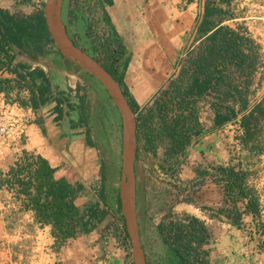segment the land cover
<instances>
[{
  "label": "trees",
  "instance_id": "1",
  "mask_svg": "<svg viewBox=\"0 0 264 264\" xmlns=\"http://www.w3.org/2000/svg\"><path fill=\"white\" fill-rule=\"evenodd\" d=\"M89 2L64 0L66 17L65 21L63 17L61 19L75 46L82 48L96 61L99 52L103 55L104 62H98L121 87L135 114L136 179L142 178L143 174L163 178L159 194L161 206L193 204L190 189L202 181L195 180L190 185H184L178 177L181 166L186 161L189 149L201 137L226 131L222 142L228 154L236 156L237 165L217 166L218 177L212 178L215 183L224 185V204L228 201L231 203L226 208L225 218L236 228L241 226L242 212L237 206L239 201L246 202L244 212L253 217L259 216L258 198L246 182L247 170L242 168L243 159L264 151V133L259 125L264 119V104L259 102L248 107L249 87L256 62L257 45L254 40L243 28L232 29L221 25L228 17L227 12L207 5L196 29V44L183 52L177 70L141 106L125 84L131 54L103 10L101 0H96V6L102 11L101 20L108 36L98 42L87 33L89 26L86 25L84 8ZM43 7L44 4H41L38 10L28 15L18 12L10 14L0 9V93L22 106L30 105L35 111L41 112L52 105V121L61 131V137L68 142L81 137L85 147L97 152L99 184L90 187L92 200L78 207L75 200L86 191L84 184L56 178V168L45 158L23 151L6 171H0V190L11 194L20 211L32 212L34 222L40 228L50 227L55 251L68 240L88 235L105 224L100 232L101 240L105 244L110 237L119 241L127 254L125 264H133L119 200L121 164L115 167L116 181L110 182L108 169L114 164L101 156L107 137L117 134L118 138L121 137L119 113L105 89L118 118L111 113L107 99L97 98L82 75L83 70L63 58L48 33ZM68 18L72 22H84V44L70 34ZM18 57H25L36 66L16 62ZM48 60L57 71L74 68L82 75L85 86L77 85L68 90L59 88L56 78L60 75L42 68ZM4 73L13 75V78L3 77ZM22 90H28V99L20 95ZM201 102L208 104L213 115L212 124L207 130L200 122ZM95 103L102 119L98 124L95 119L98 114L93 107ZM36 122L41 125V117ZM147 155L157 160L154 167L144 163ZM147 195L144 183L137 182V222L146 264H206L208 253L204 247L208 244L209 236L205 224L194 216L172 214L165 215L155 223L146 214ZM179 195L185 198L180 199ZM229 250V256H234L233 248ZM234 259L233 264L238 261ZM243 261L247 264L246 258ZM228 264H232L231 258Z\"/></svg>",
  "mask_w": 264,
  "mask_h": 264
},
{
  "label": "crops",
  "instance_id": "2",
  "mask_svg": "<svg viewBox=\"0 0 264 264\" xmlns=\"http://www.w3.org/2000/svg\"><path fill=\"white\" fill-rule=\"evenodd\" d=\"M236 1L101 0V3L124 44L126 45L127 42L131 46L130 50H133L128 68L131 61H135L137 64L146 65L147 69L157 70L162 61H166L172 71H176L177 63L183 52L196 44V29L202 21L205 7L207 5L215 6L226 11L228 17L221 25L229 26L236 20L231 12ZM0 9L10 14L18 12L28 15L33 13L25 12L24 9L21 12L15 0H0ZM229 27L236 29L234 25ZM131 38H133V42L129 40ZM139 50H144L143 61L139 60L141 58ZM161 53H164V58ZM18 61L31 63L25 57H18L16 62ZM31 65L36 66L34 63ZM174 67L176 70H173ZM42 68L45 70L44 66ZM2 76L13 78V75L7 73ZM40 113V111H36V119L41 117L42 124L39 125L35 122L28 128V139L23 151L45 158L52 167L56 168V178H65L71 183H83L86 191L75 200L78 207H83L92 200L93 196L90 193L91 180L84 177L86 173L83 174L82 171L86 170V162H91L94 159L91 158L90 152L85 151L88 147H85L82 139L75 138L70 142L63 139L61 131L57 130L53 124V116L47 117ZM212 117L207 127H204L205 130L210 128ZM225 133L226 131H220L201 137L189 149L186 161L181 166L179 173H184V168L190 169L192 175L189 180H192L195 173L191 167L193 162L199 161L198 158L201 156L214 160L216 164L217 161H223L220 166H228L229 154L222 142ZM88 150L95 152L91 148ZM251 157L259 159L253 166L254 170L264 167V155ZM13 163L0 165V171H6ZM84 165L85 169H81ZM178 177L180 178L181 174H178ZM211 181L215 183L212 179ZM245 205V201L237 203L242 212V222L239 228L233 226L221 215L220 217L211 215L212 218H205L200 211L201 207L194 203L175 204L165 215L194 216L205 224L209 236L208 244L204 247L208 253L205 257L206 264H228L231 257L228 251L233 246L240 248L242 259L246 258L247 262L252 260L255 261V264H264V249L262 247L264 246V218H262L263 232H261L258 216L253 217L250 213L244 212ZM211 212L216 213L214 210ZM104 225L101 224L88 235L68 240L59 250L55 251L50 227L40 228L34 222L32 212L20 211L19 205L13 201L11 194L0 190V264H67V262L69 264H125L127 256L122 258L121 248L117 247L118 244L114 243V246L111 247L109 240L106 244L101 240L100 232Z\"/></svg>",
  "mask_w": 264,
  "mask_h": 264
},
{
  "label": "rangeland",
  "instance_id": "3",
  "mask_svg": "<svg viewBox=\"0 0 264 264\" xmlns=\"http://www.w3.org/2000/svg\"><path fill=\"white\" fill-rule=\"evenodd\" d=\"M40 1V0H39ZM46 1V0H45ZM16 4L19 7V10L23 12L22 9L26 10L25 12H35L38 10V2L36 0H15ZM64 2V1H63ZM64 3H62L63 5ZM85 16L87 18L86 25L89 26L88 34H90V38H96L98 42H102L104 39L108 36V31L106 29V26L104 25L103 21L101 20L102 11L99 7L96 6V0H90L89 5H86L85 8ZM232 15L233 18L236 20L233 23H230L229 26H233L235 28H243L246 30V33L249 34V36L254 40L255 44L257 45L255 49V55H256V62H255V71L252 75V82L249 87V93H248V107H252L253 105H257L259 102H262L264 104V0H237L233 7H232ZM61 17H63L65 21L66 13H65V5L62 7ZM68 27L70 34L74 36L76 40H78L81 44H84L83 42V36L86 33V30H84V22H72L68 18ZM133 42V38L129 39ZM131 44V43H130ZM126 48L128 52L132 55L131 46L126 42ZM178 51V50H176ZM140 53V59L143 61V54L144 50H139ZM164 53H161L163 55ZM98 61L100 63L104 62L103 55L99 52L97 54ZM164 58V55H163ZM165 62V64H164ZM162 61L160 68L157 70H150L146 68V65L144 64H137L135 61H131L128 71H127V78L125 79V84L128 87L129 92L132 94V96L136 99L139 105H143L146 103L151 96L156 92L157 89H159L161 86H163L170 76V74H173L175 71H172L170 68L168 62ZM165 65H166V71H165ZM45 69L56 71L60 76L59 78H56V84H58L59 88H63L68 90V88L74 89L77 85L78 86H85L86 82L90 84V88L94 91L97 98H105L107 99L110 111L111 113L118 118L117 111L115 107L110 102L108 95L100 82L94 78L93 76L87 74L84 71H81L82 75L86 79V82L84 81L82 75L76 71L74 68H69L66 71H57V68L54 67L51 61H46L44 65ZM176 67L173 68V70ZM176 70V69H175ZM165 73V74H164ZM162 78V79H161ZM83 92V91H82ZM98 92V93H97ZM96 103L93 105L95 112L98 114L95 119L96 123H101L102 119L99 116L100 109L99 107L95 106ZM52 105L46 107L43 111H41L40 114L47 115V117H51L52 114L50 113L52 110ZM264 108V105H263ZM212 113L209 109V106L205 102L200 103V120L204 127H207L208 122L211 120ZM54 124V123H53ZM260 129L262 128V133H264V119L261 121ZM65 126L67 127V121L65 123ZM99 126V125H98ZM96 128V127H95ZM81 139V137H78V139ZM75 139V138H74ZM104 145L106 147L105 150L103 149V152L101 150V156L103 159L106 160H112V163L114 166L109 167L108 169V178L110 182H115L117 178L116 173V165L121 164V137L118 138V134L112 137H107ZM81 148V146H80ZM86 152L91 153V158L94 159L91 162H86V170H83L82 173H86L84 177L89 179L92 186H97L99 184V176H98V167L96 165L97 162V152L95 151H89L88 148L85 149ZM88 154V153H87ZM162 151H159V156H161ZM261 155H264V151L260 153ZM199 161L195 160L193 162V165L191 167L193 173H195V177L192 180H189V177L192 175V172L190 169L184 168V173L181 174V181L184 185H190L191 183L195 182V180L202 181L200 184H195L190 189V196L194 200V204H197L201 207V212L204 214L203 216L205 218H212L211 215H217L218 217L223 216L225 217L226 208H229L228 205H231V203H228L225 205L223 202L224 198V185L222 183H213L211 179L213 177H218L216 166H220L223 161H217V164L214 163L215 161L212 159H209L208 157L201 156L198 158ZM249 157L242 160V164L244 166V169L247 170V179H248V186L253 189L256 197L258 198L259 202V210L260 215L258 216L260 225V230L263 232V223L262 218H264V167L254 170L253 166L257 164L259 159ZM144 163H146V166H153L157 162V160L150 158L148 155L144 157ZM220 162V163H219ZM228 165H237V158L234 155H229ZM95 164V166H94ZM214 164H216L214 166ZM89 167V168H88ZM85 169V165L81 168ZM81 171V170H80ZM204 174V175H201ZM138 183H144V188L146 192L148 193L146 199V214L152 219L153 222L158 223L167 213V211L170 210V207H164L161 206V203L159 201V194H160V188L162 186L161 182H163V178L158 175H152L151 177H148L146 174H143L142 178L138 177L136 179V184ZM115 185V184H114ZM119 186V182H118ZM174 198V196L172 197ZM180 199L185 198L184 195H179ZM145 199V201H146ZM186 204V203H185ZM185 210V209H184ZM211 210H214L216 213H212ZM262 212V213H261ZM184 216V215H182ZM202 216V215H201ZM260 216H262L260 218ZM242 222V221H241ZM110 246L113 247L114 243L118 244L117 247L121 248L122 258H125L127 254H125L124 248L122 244L114 240L112 237L109 239ZM264 245V243H263ZM264 249V246H262ZM235 255L231 256V263L233 264V259L238 260L235 264H244L241 251H239L240 248L233 246L232 247ZM54 249V248H53ZM109 251V249H107ZM230 253V250L228 251V254ZM13 262V261H12ZM67 262V261H66ZM67 264H69L67 262ZM247 264H255V261L250 260L247 262Z\"/></svg>",
  "mask_w": 264,
  "mask_h": 264
},
{
  "label": "water",
  "instance_id": "4",
  "mask_svg": "<svg viewBox=\"0 0 264 264\" xmlns=\"http://www.w3.org/2000/svg\"><path fill=\"white\" fill-rule=\"evenodd\" d=\"M64 0H46L43 16L48 33L63 58L81 70L96 78L108 92L121 119V170L119 179V200L121 213L131 245L133 264H146L139 239V227L136 211V119L121 87L113 77L94 58L82 48L74 45L68 37L61 19Z\"/></svg>",
  "mask_w": 264,
  "mask_h": 264
},
{
  "label": "built area",
  "instance_id": "5",
  "mask_svg": "<svg viewBox=\"0 0 264 264\" xmlns=\"http://www.w3.org/2000/svg\"><path fill=\"white\" fill-rule=\"evenodd\" d=\"M36 1L37 8L46 2ZM20 95L28 99L29 92L22 90ZM13 96L12 94L11 97ZM35 122L36 111L30 105L22 106L0 93V165L15 162L21 156L27 143L28 128Z\"/></svg>",
  "mask_w": 264,
  "mask_h": 264
}]
</instances>
